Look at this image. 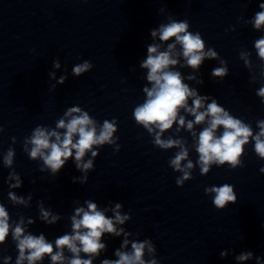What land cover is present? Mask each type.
Returning <instances> with one entry per match:
<instances>
[{
    "label": "clouds",
    "instance_id": "obj_1",
    "mask_svg": "<svg viewBox=\"0 0 264 264\" xmlns=\"http://www.w3.org/2000/svg\"><path fill=\"white\" fill-rule=\"evenodd\" d=\"M259 7L264 8V3ZM264 25V11L256 13L255 27L260 28ZM187 22H171L167 25H161L159 35L161 41H168L170 38H175L176 43L180 44L183 48V56L187 60V64L194 69H197L205 56L215 57L216 53L209 50L204 53V41L201 39L199 33L193 35L187 31ZM151 35L155 37L156 31H152ZM176 43L168 46V51L158 52V46H148V56L142 63V67L148 69L147 80L152 82L151 89L145 88L148 99L146 102L135 109L134 117L138 123L144 125L150 132L152 131L151 125L157 126L161 132L170 129L173 122L177 118L178 110L186 108V110L195 117V123L200 124L205 121L206 117H210L209 126L206 127L199 134V143L197 151L200 154V162L202 163V172L209 171L208 165L210 162H218L224 164L230 162L235 165L237 158L242 152V145L247 143L248 138L252 135L251 129L241 123L239 119H234L228 115L222 107H219L215 100L207 105L206 111H199L204 107V97L197 96L194 90H190L188 85L182 82L179 72L167 70L170 65H176L177 60L171 58V54L176 47ZM258 49L259 56L264 58V39L256 41L255 44ZM59 67V65H56ZM90 65L85 62L82 65L74 67L73 72L75 75L87 71ZM226 73V69L218 68L213 70L214 76H222ZM63 82V80H61ZM259 95L264 96V88L259 92ZM196 97L192 101V107H187L189 97ZM79 108L69 109L67 115L71 116L74 112H79ZM185 123L184 118L180 117L179 124L183 126ZM223 126L224 131L222 135L217 137L215 131L218 127ZM57 127L66 128V133L61 140L60 134L55 131L47 133L42 128H37L31 139L33 145L30 156L36 158L38 155L43 158L44 163L50 167L53 172H57L65 164V161L72 156V150L75 149V159L80 161L85 155V152L90 150L95 144H103L110 142L113 132L116 130L114 124L108 121L104 122L103 129L99 136L96 134V129L93 121L90 120L88 114L85 112L80 116H74L67 124L64 120H60ZM188 129H192L193 122H188ZM261 131L254 137L256 140L255 150L264 157V141L260 137L264 136V122L259 125ZM78 134L79 139L73 143L74 135ZM50 137H55L56 142H50ZM156 143L161 147L169 148L178 145L179 141H161L157 135ZM44 150H48L45 153ZM95 156L96 153L93 152ZM188 153L186 150H181L175 159L171 161L172 165L177 170L180 168L181 161L186 159ZM12 152L9 151L5 163L11 164ZM91 161L83 165L84 169L91 167ZM77 167H80L79 163ZM188 167L191 168L192 164L189 162ZM188 173L184 175V179L188 178ZM182 183V181H177ZM211 191L215 192L213 203L217 209H223L228 202H235L236 196L233 193L232 186L224 184L220 187H214ZM11 195V194H10ZM13 200L17 198L11 195ZM18 202H23L22 200ZM119 209L120 205L116 206ZM82 214V215H81ZM42 216L45 220L48 219L49 213L42 211ZM77 217H81L77 219ZM53 217V221H55ZM124 218L116 214V221L123 223ZM73 235H63L55 240L57 249L67 247L69 251L74 254V258L70 260V264H92L91 259L82 260L79 258V253L83 251L88 254H98L100 250L105 248V245L100 242L102 234L114 233L119 235L114 228L113 220L107 218L101 211L97 210L94 203H88V211L83 208L76 210V215L72 217ZM85 231H81V230ZM9 232L8 213L3 206H0V244H3ZM23 228L16 226L13 232V239L17 240V248L19 249V258L16 264H22L27 259L29 264L34 261L41 260L45 255L50 254L53 264L57 261L63 260V253L59 251L53 254V245L45 240L43 235L23 236ZM79 242L80 247L77 246ZM145 244L133 243L132 255L126 253H116L119 260L108 261L105 260L102 264H144L141 259ZM27 251V255H25ZM251 253L241 255L238 259H248Z\"/></svg>",
    "mask_w": 264,
    "mask_h": 264
}]
</instances>
